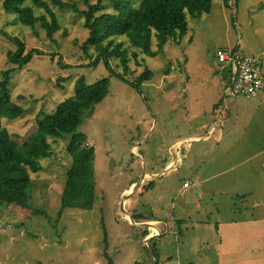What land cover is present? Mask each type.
I'll use <instances>...</instances> for the list:
<instances>
[{
	"label": "rangeland",
	"instance_id": "1",
	"mask_svg": "<svg viewBox=\"0 0 264 264\" xmlns=\"http://www.w3.org/2000/svg\"><path fill=\"white\" fill-rule=\"evenodd\" d=\"M3 1L0 73L16 67L7 61V53L19 51L12 39L25 44V54L37 51L12 74V100L25 115L2 120L19 143L36 132L42 112L52 115L74 96L79 78L88 84L108 78L109 94L79 128L95 148L94 208L66 209L60 215L70 137L50 139L53 157L42 160L41 173L31 175L26 196L0 206V264H108L103 225L114 264H151L145 239L154 235L159 264H264V93L255 99L222 94L233 72L215 56L220 49L237 51L264 64V0H211L209 13L186 16L182 41L168 43L155 58L117 37L128 68L115 58L110 65L125 81L111 73L94 48L84 49L91 31L80 13L52 6L61 28L49 38L41 24L28 26L5 13ZM64 1L86 11V2L99 0ZM130 2L138 7L142 0ZM102 3L101 13L112 11L109 2ZM146 68L154 72L152 80L133 89L131 83ZM219 103L223 113H209ZM215 121L210 140L182 144L177 162L173 145L207 137ZM199 126L206 129L198 132ZM170 160L177 164L168 171ZM151 181L154 188L146 190ZM123 197L130 216L140 215L153 226L131 224L120 210ZM39 210L47 215L35 214Z\"/></svg>",
	"mask_w": 264,
	"mask_h": 264
},
{
	"label": "trees",
	"instance_id": "2",
	"mask_svg": "<svg viewBox=\"0 0 264 264\" xmlns=\"http://www.w3.org/2000/svg\"><path fill=\"white\" fill-rule=\"evenodd\" d=\"M28 1H31V6L27 4ZM106 1L111 5V12L101 13L106 9L102 0L95 4L86 2V11H81L75 4L64 0H4L2 7L5 13L15 14L25 25L41 24L47 30L49 38H53L61 28L52 6L80 13L85 17V26L91 31L90 37L84 43V49L94 48L104 58L111 73L125 81L124 76L115 73L110 65V60L115 58L127 67L126 51L121 49V43H115L117 37H126L134 48L155 58L165 52L168 43L182 41L188 28L187 15L199 18L202 14L209 13L212 5L211 0H142L138 7L132 6L130 0ZM228 1L230 0H225V3ZM36 9L45 10L47 14L36 15ZM0 35L5 34L0 31ZM63 35L67 36V30H64ZM154 39L157 43L156 50L153 49ZM12 41L17 43L19 51L7 53V61L16 67L0 73V206L2 203L10 204L26 196L32 184L31 175L41 173L44 170L42 160L53 157L50 139L60 140L69 136L66 153L71 158V164L66 173L65 189L61 196L60 215L66 209L92 210L97 202L95 148L90 146L87 136L80 133L79 128L85 118L92 116L96 107L107 98L109 79L104 78L94 84H88L84 78H79L74 96L61 103L54 114L42 112L37 119L36 132L28 141L19 143L17 136H12L2 127V120H16L25 115V110L12 100V74L28 64L37 51L25 54V44L18 38ZM132 56L134 59L138 58L137 54ZM153 76L154 72L146 68L131 86L140 90L141 85L151 81ZM153 188L154 181H151L146 190ZM35 214L46 216L47 212L39 210ZM131 217L138 223L145 221L140 215L133 214ZM181 222H176V226H180ZM103 228V256L108 264H114L107 251L108 233L104 225ZM148 235L149 230L145 229L143 238ZM152 241L154 238L149 241V246L156 264H159V250L156 245L151 244Z\"/></svg>",
	"mask_w": 264,
	"mask_h": 264
},
{
	"label": "built area",
	"instance_id": "3",
	"mask_svg": "<svg viewBox=\"0 0 264 264\" xmlns=\"http://www.w3.org/2000/svg\"><path fill=\"white\" fill-rule=\"evenodd\" d=\"M215 56L218 63L227 64L233 72L226 89L230 97L255 99L259 93H264V64L260 57L221 49ZM183 188H187V184Z\"/></svg>",
	"mask_w": 264,
	"mask_h": 264
},
{
	"label": "crops",
	"instance_id": "4",
	"mask_svg": "<svg viewBox=\"0 0 264 264\" xmlns=\"http://www.w3.org/2000/svg\"><path fill=\"white\" fill-rule=\"evenodd\" d=\"M225 92H226V89H225V91L222 92V94H225ZM224 102H226V101H224ZM223 111H224V109L222 108V105L219 103L216 106L212 107V112H209V113H211L212 115H221L223 113ZM212 125L213 126L210 129H207V137H203L202 139H200V137L191 136V137H189L187 139L182 140L181 142L175 143L173 145L172 149H175V151L177 150V154L180 156V151L182 149V144L188 143L187 145L189 147L191 144H193L195 142H199V141L207 142V141H209L210 140L209 137H212L215 134V128H216V125H217L216 121L213 122ZM203 129H206V127L205 126H199L197 131L200 132ZM192 135H194V134L192 133ZM179 160H182L181 156L178 158L177 162ZM177 162L175 160L168 161V163L166 164V170L169 171L170 169H173L175 167V165L177 164ZM147 175H149V174H147ZM126 193H128V192H126ZM158 222H160V221H158Z\"/></svg>",
	"mask_w": 264,
	"mask_h": 264
},
{
	"label": "water",
	"instance_id": "5",
	"mask_svg": "<svg viewBox=\"0 0 264 264\" xmlns=\"http://www.w3.org/2000/svg\"><path fill=\"white\" fill-rule=\"evenodd\" d=\"M147 174L145 173V175L142 177V180L137 184V188L139 189L141 186H142V181H143V179L145 178V176H146ZM125 198H127V197H123V199H122V201H121V203H120V210H121V212H122V214L126 217V216H128V221L131 223V224H133V225H137V226H147V227H149V226H151V224L149 225V223H138V222H136V221H134L133 219H132V217L125 211V209H124V207H123V201H124V199ZM159 235H160V233H159ZM155 236V235H154ZM154 236H152V237H147L146 239H145V246H146V249H147V252H148V254H149V256H150V258H151V261H152V263L153 264H156V260H155V258H154V256H153V253H152V251H151V249H150V246H149V241L151 240V239H153L154 238ZM156 237V236H155Z\"/></svg>",
	"mask_w": 264,
	"mask_h": 264
},
{
	"label": "bare ground",
	"instance_id": "6",
	"mask_svg": "<svg viewBox=\"0 0 264 264\" xmlns=\"http://www.w3.org/2000/svg\"><path fill=\"white\" fill-rule=\"evenodd\" d=\"M146 177V176H145ZM128 218V216H126ZM153 226V223H151V227Z\"/></svg>",
	"mask_w": 264,
	"mask_h": 264
}]
</instances>
